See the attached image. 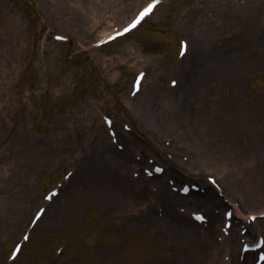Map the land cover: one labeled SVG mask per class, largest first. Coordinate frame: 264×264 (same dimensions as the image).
I'll return each mask as SVG.
<instances>
[{
	"label": "rangeland",
	"instance_id": "1",
	"mask_svg": "<svg viewBox=\"0 0 264 264\" xmlns=\"http://www.w3.org/2000/svg\"><path fill=\"white\" fill-rule=\"evenodd\" d=\"M87 1L0 0L1 65H5L4 58L13 60L18 53L16 70L12 63H6L9 72H5L2 82L0 79V264H177L163 252L166 242L155 224L128 231L106 225L95 205L79 193L72 195V189H77L76 180L31 229L19 258L10 262L7 255L42 203V194L64 170L72 168L68 161L86 152L97 123L103 124V113L117 121L119 127L123 122L132 125L134 132L130 136L142 145H150V134L141 127L138 109L146 93L152 92L157 98L173 97L169 78L178 68L180 37L199 44L200 57L204 52L222 63L213 74L219 78L205 83L206 93L200 98L204 115L210 117L214 112L223 124L229 125L236 121L235 111L244 104L251 113L250 123L258 128L255 133L247 127L242 130L258 143L259 156L264 160V0H162L156 12L135 31L102 46H95V40L121 26L147 0H101L93 8ZM199 17L206 18L203 25L212 32L202 33L203 41L197 43L190 27ZM185 30L189 36L180 35ZM56 33L67 39L55 40ZM152 60L163 68L154 69ZM135 66L145 70L139 104L137 96L129 94L138 69ZM201 67L198 64L190 70L194 73L191 86L201 81L200 75L196 78ZM128 98L134 103H129ZM218 133L223 134L221 144L227 143L239 156L233 157L232 164L223 165L239 177L228 187L242 196L246 175L237 168L240 164L247 166L251 171L247 174L252 177L259 173L257 164L251 168L240 130L227 127ZM164 152L154 156L155 163L163 165L169 174L180 176L179 184L197 181L191 179L196 177L193 171L185 172L186 176L168 167ZM147 154L145 161L150 156ZM206 163L200 166H216ZM206 175L215 177L208 171L201 176L203 181ZM255 193L259 194L251 199L252 208L237 202L245 216L264 209V186L260 184ZM68 199L73 200V205L58 212V205H66ZM223 208L225 205L219 208L220 215ZM57 246L62 248L58 254Z\"/></svg>",
	"mask_w": 264,
	"mask_h": 264
},
{
	"label": "bare ground",
	"instance_id": "2",
	"mask_svg": "<svg viewBox=\"0 0 264 264\" xmlns=\"http://www.w3.org/2000/svg\"><path fill=\"white\" fill-rule=\"evenodd\" d=\"M100 2L101 0H88L87 5L93 8ZM159 7L156 5L150 16ZM126 19L128 18L126 17ZM205 19H201V17L197 18L195 21L196 25L194 24L195 26L190 27L191 36L194 35L193 37L197 43L203 41L202 33L209 32L208 35H210L212 32V29L207 30L204 27L203 23L205 24ZM111 32L109 31L101 37L105 38ZM186 34L189 36L187 31ZM10 43L13 44L11 39ZM199 47V44L196 46L191 42L189 43L188 50L185 53L187 58L182 61L183 71L178 74L176 87L172 89L174 92L173 97L166 98L159 96L157 98L151 92L149 94L146 93L144 97L146 99H143L140 103L138 109L139 118L142 123L141 127L147 129L150 134L149 136L152 140L150 141V148L145 147L133 137L131 139L128 136L129 133L126 131L117 129L116 136L123 139L126 145L123 150H117L111 142L106 140V136L103 134V127L98 123L96 125L97 133L92 138L91 144L87 146L86 152L81 159L74 160L73 162V165L76 167V172L73 173L68 184L76 179L77 184L75 186H77V189H72L74 192L72 195L75 196L79 193L78 195L85 197L92 205H95L98 213L106 223L117 228L126 229L131 223H133L132 227L134 228H137V225H154L157 223V227L165 234L166 241L169 243L167 247L172 250L170 255L176 256V260L180 264H222L224 262L223 260L221 261L223 259V251L229 253V262L227 264H241V256L243 258L242 264H246L252 252L248 251L242 255L240 247L238 248V240H240L241 235L233 228L234 226L231 229L230 235L222 238L223 241L221 243L217 242L214 238L218 229L217 225L221 218L219 214L212 212L209 208L210 206H208L217 196V191L212 185L204 183L205 190L203 193L193 192L186 198L170 192L167 186L163 185L161 181H156L155 183L151 181L150 183L147 180V183L142 181L136 183L137 181L130 178L125 170L131 164L135 163V166L140 165L141 160L145 158L148 150H153L152 152L154 154H162L161 151L166 150L177 161V165L172 166L178 171H180V167L184 168L187 172L193 171L200 176L208 171L215 173L217 178L215 180L221 192L223 194L226 193L234 205L235 213L233 218L237 216L243 217L242 209L235 206L234 201H241L243 206L250 205L252 197L259 194L255 192L257 189L259 191L260 184L264 186V173L260 172V167H264V160L259 156L258 143L254 142L250 137L247 138V144L245 146L251 157L250 166L254 169L253 167L257 164L256 167L259 174H253L251 177V175L247 174L248 167L237 163L239 165L237 171L246 175L243 177V199L228 187L229 185L237 183L239 177L234 173V170L226 168L223 164H232L235 162L233 157L238 159L239 156H237L238 154L227 143L222 145L224 142L223 134H219L218 132L220 129L227 127L237 130V128L244 126L252 133H255L257 132L258 125L253 122L250 123L249 117L251 113L249 112V108L247 109L244 104L235 111L236 121L229 122V125L223 124L214 112L210 117L204 115L200 101L201 95L204 92L206 93V84H211L212 81H216L219 78L213 74L221 68L222 63L216 62L218 59L216 56H206L204 52H202L200 57ZM12 54L14 55V53ZM17 56L18 53L13 57V60L10 57L4 58L5 65L6 63H12L13 71L16 70V65H18L16 62ZM0 60L3 63V59ZM152 61L154 69L156 67L161 68L162 65L159 66L160 63L157 60ZM1 63L0 79L2 82L5 72L8 73L9 71L8 67L5 68L7 65H1ZM198 64H202V67L198 70L196 78L200 75L201 81H195V84L191 86L194 73H191L190 70L192 68L195 69ZM135 67L138 68L139 66ZM228 78L225 77V80L229 81ZM138 93H136L137 96L139 95ZM140 98L136 97L138 99L136 100V104H139ZM128 102L134 103V100L128 98ZM91 116L95 117V115ZM174 124L177 125V129L174 128ZM163 135L168 136L165 138ZM164 140H171V142L169 141V144L165 145L163 143ZM133 151L137 152V154L140 153L142 155L141 159L136 161L133 156ZM181 153L186 155V160L180 158ZM202 162H207L206 164L211 163L216 166H214L215 168L207 166L206 169L200 166ZM168 163L170 164L169 161ZM248 172L251 173V171ZM229 173H232L234 176L231 178L228 176ZM151 185H156L155 192H152ZM57 196L54 199H58ZM72 201L68 199L66 205L65 203H60L58 205V212L59 209L62 210V208L72 206ZM179 202L184 203L186 206H198L197 204L205 206V210L209 216L207 226L205 228L201 227V225H198L189 220L185 215L179 213L176 210V204ZM157 205H162L163 207V216L160 218L155 215ZM248 208H252L251 205ZM263 212L264 210L262 209L250 212V214H255L257 217L254 222L249 224L250 226L246 234L248 238L252 236L251 234L253 232L255 235L264 232V223L261 220L259 221L260 214ZM55 213H57V210ZM159 222H161L162 228L158 225Z\"/></svg>",
	"mask_w": 264,
	"mask_h": 264
},
{
	"label": "snow or ice",
	"instance_id": "3",
	"mask_svg": "<svg viewBox=\"0 0 264 264\" xmlns=\"http://www.w3.org/2000/svg\"><path fill=\"white\" fill-rule=\"evenodd\" d=\"M157 2H158V0H157ZM150 8H151V6H149V9H146V10H145V13H143V14H146V13H147V11H149V10H150ZM143 14H142V15H143ZM174 83H175V82H174Z\"/></svg>",
	"mask_w": 264,
	"mask_h": 264
}]
</instances>
